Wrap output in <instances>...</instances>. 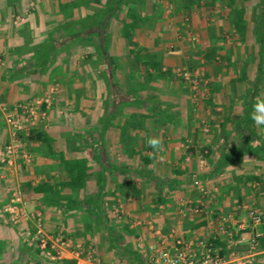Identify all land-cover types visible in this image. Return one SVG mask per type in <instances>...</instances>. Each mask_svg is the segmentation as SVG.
Instances as JSON below:
<instances>
[{"label": "crops", "instance_id": "1", "mask_svg": "<svg viewBox=\"0 0 264 264\" xmlns=\"http://www.w3.org/2000/svg\"><path fill=\"white\" fill-rule=\"evenodd\" d=\"M112 1L120 3L121 14H114L118 4L114 8L111 0L103 6V0H0V146L10 130L1 106L51 91L45 117L17 135L25 157L19 153L0 166V264L3 258L9 264L38 263V246L23 249L32 238L26 229L32 222L7 221L4 208L12 193L25 212L40 213L50 239L55 232L81 238L80 209L60 212L40 204V194L22 190L24 181L67 178V162L83 165L84 195L94 196L103 176L105 217L113 225L126 220L138 234L140 255L162 240L169 243L172 230L192 244L221 242L213 248H222L224 264H264V125L242 122L243 105L264 94V77L252 89L259 0ZM193 31L194 42L188 35ZM180 66L200 67L206 91L199 100L174 72ZM144 78L150 84L143 86ZM150 137L162 139V151L154 154ZM194 177L204 194L192 184ZM126 182L135 195L127 194ZM52 188L62 197L79 192ZM151 198L161 201L152 204ZM247 208L261 220L252 223ZM118 210L131 211L137 221L115 219ZM227 215L226 233H219L217 220ZM92 232L87 245L93 241L99 252L96 242L104 235ZM37 253L49 264L73 263L66 251Z\"/></svg>", "mask_w": 264, "mask_h": 264}, {"label": "built area", "instance_id": "2", "mask_svg": "<svg viewBox=\"0 0 264 264\" xmlns=\"http://www.w3.org/2000/svg\"><path fill=\"white\" fill-rule=\"evenodd\" d=\"M180 75L189 79V73L186 70L180 71ZM49 90L43 96L30 102H18L11 106H1L3 119L9 126V138L6 143L0 146V166L2 164H11L19 154L17 135L23 131L32 128L39 118L44 117V111L41 109L47 107L50 101ZM25 157V153L21 154ZM2 172L0 173L1 176ZM192 184L199 193L204 194L205 188L197 178L192 179ZM20 201L15 193L11 194L9 205L4 208L8 212L7 221L16 223L20 218L28 219L34 224L33 234L31 235L37 241V246L42 249L48 256L52 251L59 254L66 251L70 254L72 264H103L100 258L93 254L89 247H84L79 241L71 238H62L56 236L49 238L43 231L41 217L39 212H25L19 205ZM19 205V206H18ZM199 209L194 207L192 211ZM247 215L252 223L261 220L260 214L253 208H247ZM231 220L230 216H221L217 220L216 231L226 233V223ZM173 231H169L171 241L166 243L162 240L157 246L149 247L150 252L145 256L146 264H224V257L220 255L210 243L204 240H198L195 244L182 238L173 236ZM255 238H249V243L254 244ZM242 259L235 258L234 261ZM107 264H127L124 261L109 262ZM130 264V263H128ZM134 264V263H131Z\"/></svg>", "mask_w": 264, "mask_h": 264}, {"label": "trees", "instance_id": "3", "mask_svg": "<svg viewBox=\"0 0 264 264\" xmlns=\"http://www.w3.org/2000/svg\"><path fill=\"white\" fill-rule=\"evenodd\" d=\"M260 10H261V19H260V27L257 24V48H256V68H255V77L254 82L252 84V89H257L259 87V81L264 77V70L262 67V63L264 62V0H259ZM253 101H248L244 104L243 108L245 113L242 116V122L246 123L251 121L250 116V107L252 106ZM67 178L53 181V180H41L40 182L31 185L29 181H24L22 185V190L32 191L33 193L40 194L39 202L44 205H52L54 207H58L60 212H70L73 210L80 209V212L85 215L82 220L83 226V234L80 235L79 239L80 243L83 244L84 247H88L87 241L90 239L93 240L95 238V234L92 232L96 230V232L104 235L103 241L97 246H100L99 252L95 248V243L91 241L89 244V249L93 254L97 255L103 264H107L109 262L122 261L123 259L119 256L120 253L125 255V261L128 263L134 264H146L145 256L137 253L136 249V238L138 236L137 232L134 229L128 228V223L126 220L123 221H114L115 224L108 223L105 213L103 212L102 203L103 197L105 193L102 191L104 178L103 176L98 178V192L95 193L94 196H87L83 193V188L85 187V179L83 177V165L65 163ZM127 190L130 189V193H127L130 196L136 194V188L130 185L128 182ZM52 185H56L57 189L65 188L69 193H71L73 188H78V195L73 196L66 195L63 196L61 193L56 192V190H52ZM126 186V185H125ZM51 189V192L45 194L43 191L45 189ZM82 191V192H81ZM81 193V194H80ZM123 193V192H122ZM161 201V198H151L152 204H157ZM78 203H81L83 207L81 208ZM56 210V209H55ZM44 224V222H43ZM60 236L62 238H66L70 235H65L63 232H55L54 236ZM86 235V236H85ZM212 246L220 245L221 242L216 240H209ZM216 249V248H215ZM37 252H40V249L36 248ZM216 251L223 256L222 248H217ZM124 257V256H123Z\"/></svg>", "mask_w": 264, "mask_h": 264}, {"label": "rangeland", "instance_id": "4", "mask_svg": "<svg viewBox=\"0 0 264 264\" xmlns=\"http://www.w3.org/2000/svg\"><path fill=\"white\" fill-rule=\"evenodd\" d=\"M84 1V3H87V2H89L90 0H83ZM104 2L102 3V5L101 6H103L105 3L107 4L108 2H110V0H103ZM111 2H113V7L115 8V5L116 4H118L117 6H116V9L114 10V14L116 15V14H121L122 12H123V10H120L121 8L119 7L120 6V3H116V1H112L111 0ZM116 3V4H115ZM256 3V2H255ZM257 3H259V1L257 2ZM173 5H176V4H174L173 3ZM69 7V6H68ZM105 7V6H104ZM173 8L174 7H172V6H170V9L171 10H173ZM106 9V8H105ZM130 10V9H129ZM134 10L131 8V10H130V12H133ZM165 11H168V12H170V10L168 9V8H166V7H162L161 8V12H165ZM160 12V14L162 15L163 13H161ZM168 12L166 13V14H168ZM114 15V16H115ZM168 21H170L169 22V24H170V26H172V25H174V21H173V19H168ZM132 25L130 24V26L129 27H131ZM130 29V28H129ZM124 30H125V27H124ZM196 32L195 31H193V33H188V35H190V38H191V40L190 41H193L194 42V40L197 38V36H196V34H195ZM130 35V34H129ZM126 37H129V36H126ZM196 44V43H195ZM136 56V55H135ZM136 58H137V56H136ZM146 59V58H145ZM145 64V63H144ZM146 67H147V65L145 66L144 65V67L143 68H145L146 69ZM157 68V67H156ZM182 70H186V71H188V73H189V79H185V78H183L181 75H180V71H182ZM200 71H201V69H200V67H196V66H194V67H192V68H190V69H186L185 67H177L176 68V70L174 71L175 73H177V75L178 76H180V78H182V80L183 81H185V83L188 85H186L187 87H189V90H191V92L192 93H194L195 95H194V97L196 98V100H199L200 99V97H197L198 95H199V93H200V91H206V87H204L205 85L204 84H201V83H199V76H200ZM147 78H144V80L142 81L144 84H143V86L145 85H148V84H150V82H147V83H145ZM188 89V88H187ZM50 102V101H49ZM43 111H44V117H45V110H46V108L45 107H43L42 106V108H41ZM44 117H42V118H44ZM38 121V120H37ZM37 123V122H36ZM24 132H27V131H24ZM82 132V131H81ZM18 139H21V138H23L22 136H18L17 137ZM21 143V141L19 142V140H18V145ZM20 146V145H19ZM18 146V147H19ZM20 148V147H19ZM18 148V149H19ZM24 149V148H23ZM19 153H20V155L22 154V153H26V151L24 150V151H19ZM28 153V152H27ZM22 157V156H21ZM59 180V179H58ZM71 195V194H70ZM87 196H89L88 194H87ZM21 200V198H19V201ZM104 200H105V197H103V202H104ZM106 201V200H105ZM21 203V202H20ZM114 214V217H116L115 219H122L123 217H126V218H130L131 219V222L133 223H135L136 221H137V219H133L132 217H130V214H132V212L130 211V212H127L128 214H126L125 212H121L120 210H118V211H114L113 212ZM67 218L69 217V220L71 221H76L77 220V217H74V216H66ZM32 222V221H31ZM8 223H12V222H8ZM26 229H29V231H31L30 232V234L32 235L33 234V229H34V224L33 223H29V224H27L26 225ZM70 236H72V234L70 235ZM86 236V235H85ZM26 239H27V237H26ZM23 240H25V239H23ZM28 243H25L26 241H24V244H23V249L24 250H26L27 248H26V246H31V248H33V250H34V245L35 246H37V241L34 239V238H29L28 237ZM136 241H138V244H139V242H140V240H136ZM30 243H32V245H30ZM98 242H96V244H97ZM26 244V245H25ZM137 244V243H136ZM35 252V251H34ZM37 255H35L34 256V258L35 259H37V261H38V263L37 264H49L48 262H47V260L45 259V258H43V256L42 255H40L39 253H37V252H35ZM3 261L5 262V264H9L10 262H9V259H6V258H3ZM16 264H22L21 262H18V263H16Z\"/></svg>", "mask_w": 264, "mask_h": 264}, {"label": "clouds", "instance_id": "5", "mask_svg": "<svg viewBox=\"0 0 264 264\" xmlns=\"http://www.w3.org/2000/svg\"><path fill=\"white\" fill-rule=\"evenodd\" d=\"M251 119L254 121L255 125H264V94L257 96L253 104V111L250 114ZM162 139L160 137H150L147 140L148 147L154 149V154L163 150ZM163 159V157H160Z\"/></svg>", "mask_w": 264, "mask_h": 264}]
</instances>
